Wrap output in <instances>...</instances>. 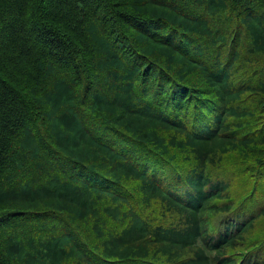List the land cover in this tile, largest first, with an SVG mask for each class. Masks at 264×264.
Listing matches in <instances>:
<instances>
[{"label":"trees","instance_id":"1","mask_svg":"<svg viewBox=\"0 0 264 264\" xmlns=\"http://www.w3.org/2000/svg\"><path fill=\"white\" fill-rule=\"evenodd\" d=\"M0 264H264V0H0Z\"/></svg>","mask_w":264,"mask_h":264},{"label":"bare ground","instance_id":"2","mask_svg":"<svg viewBox=\"0 0 264 264\" xmlns=\"http://www.w3.org/2000/svg\"><path fill=\"white\" fill-rule=\"evenodd\" d=\"M120 31H121V30H120ZM243 31H244V30H243ZM113 32H114V31H113ZM113 32H112V33H113ZM233 33H234V32H233ZM114 35H115V34H114ZM118 37H119V36H118ZM243 38H244V36H243ZM247 39H248V38H247ZM198 123H199V122H198Z\"/></svg>","mask_w":264,"mask_h":264}]
</instances>
